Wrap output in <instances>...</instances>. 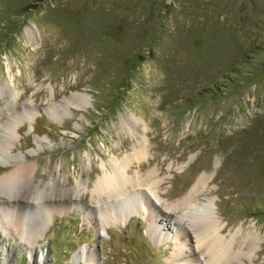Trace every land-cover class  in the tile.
<instances>
[{
  "label": "rangeland",
  "instance_id": "rangeland-1",
  "mask_svg": "<svg viewBox=\"0 0 264 264\" xmlns=\"http://www.w3.org/2000/svg\"><path fill=\"white\" fill-rule=\"evenodd\" d=\"M1 90L14 107L0 115V176L5 153L34 164L40 187L84 186L20 208L39 248L0 225V264H172L174 230L152 237L147 210L202 175L198 200L213 201L225 238H254L232 264H264V0H0ZM138 144L127 174L156 173L133 196L142 215L105 226L90 185Z\"/></svg>",
  "mask_w": 264,
  "mask_h": 264
},
{
  "label": "bare ground",
  "instance_id": "bare-ground-1",
  "mask_svg": "<svg viewBox=\"0 0 264 264\" xmlns=\"http://www.w3.org/2000/svg\"><path fill=\"white\" fill-rule=\"evenodd\" d=\"M2 90L0 91V115L14 107L11 100H4L6 97H4L5 94ZM6 90L7 92H5L9 93L8 95L10 98L14 96L13 91H11L9 87ZM5 129H7V127H4L0 136L3 134V137H8L7 135L9 132ZM143 150V146L140 144L132 156L113 162L114 164H111V168L102 173V175L90 185L89 191L91 194V201L98 205L100 222L104 223L105 226H112V224L120 225L119 223L123 219L128 220L135 212L138 216L142 215L140 210L132 208L136 206L133 196H135L134 194H138L140 186L153 183V177H155L156 173L154 171L143 175L134 174L133 176H129L127 174V169L132 166L133 163L139 167L142 166L141 159L144 157ZM1 156H4L10 163L13 162V168L0 176V189L8 190L10 192L8 197L11 198L7 204L8 207L3 208L2 213L0 212V225H3V229L8 228L11 232L19 234L20 236L24 235L29 239L31 250L39 248V245H35L37 242L36 235H39V230L30 228L26 220V213L20 210V208L24 205L42 206L45 208L47 205L41 203L43 199L51 200L56 197L63 198L60 199L62 203L66 202L70 199V196L74 194L79 195V190L84 186V182L80 179L76 182L74 187L67 188L64 186L61 189H57L55 185L49 183L50 181H46L43 183V186L40 187L39 183L35 182V179L32 177L34 164L21 162L17 156L12 154L6 155L4 153ZM205 179V175L200 176L185 196L175 202L167 204V206H165L166 210H158L155 208L157 214H153L147 210L148 230L152 237L158 240L162 239L163 236L162 233L158 231V227L165 226L166 230H174L170 237L176 240V248L170 254V261L172 264H183L184 262L197 264L198 260L196 256L198 255L202 257V260L198 264H232L233 260L250 254L251 250L254 248V238L252 237L247 239L245 247H240V244L234 243V236L225 238L222 234V226L219 225L218 219L214 216V211L210 208V204L213 203V201L208 198H206L207 200L204 201V203L198 200L201 192H203ZM86 185L87 184H85V186ZM47 191L53 192V195L45 194ZM152 191H154V189ZM106 202H108V206H105ZM146 203L148 204L147 200L144 204ZM118 206L120 207V213H114L113 215L105 213L107 208L109 210L110 207ZM151 206L156 207L155 204ZM103 207H106L105 211L102 209ZM175 211H178V213L176 212L178 215H176L178 222H172L171 213H175ZM159 216L164 218L162 223L157 219ZM43 222L42 225L43 228H45L46 220H43ZM26 229H28L29 232L26 231ZM188 238H193L194 242L193 246H189V249L184 247L187 245L185 241H187ZM42 257H44V254H42ZM95 263L93 258H89L88 261H86V264Z\"/></svg>",
  "mask_w": 264,
  "mask_h": 264
}]
</instances>
